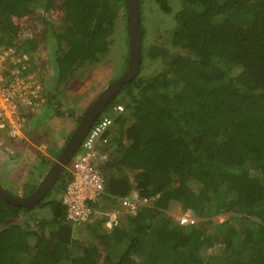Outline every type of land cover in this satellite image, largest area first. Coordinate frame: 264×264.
I'll return each mask as SVG.
<instances>
[{
	"label": "trees",
	"instance_id": "trees-1",
	"mask_svg": "<svg viewBox=\"0 0 264 264\" xmlns=\"http://www.w3.org/2000/svg\"><path fill=\"white\" fill-rule=\"evenodd\" d=\"M139 7L140 74L99 117L113 119L98 145L110 157L101 168L103 203L93 204L89 222H70L62 204L68 170L33 207L0 197V264H264V0H139ZM150 16L163 26L173 21L161 44L149 35ZM29 17L46 25L55 95L107 55L117 24L129 31L127 0H0V48L19 57L38 51L41 39L20 37L17 20ZM29 58L25 76L46 88L45 68ZM147 62L160 64L155 74L144 73ZM124 67L122 75L128 56ZM49 89L43 97L52 101ZM49 163L31 168L24 196ZM134 192L152 203L106 229L107 213ZM175 206L198 223L178 225ZM221 215L227 219L214 223Z\"/></svg>",
	"mask_w": 264,
	"mask_h": 264
},
{
	"label": "rangeland",
	"instance_id": "rangeland-1",
	"mask_svg": "<svg viewBox=\"0 0 264 264\" xmlns=\"http://www.w3.org/2000/svg\"><path fill=\"white\" fill-rule=\"evenodd\" d=\"M179 8L180 6L177 5V9ZM57 14L53 13L51 19L58 18ZM160 18L161 16H150L148 17V23L149 35L152 40L161 44L163 42L161 39L165 36L164 29L169 28L173 21L171 17H168L166 26H163L160 24ZM17 22L19 26H22L20 32L22 40L27 38L42 40L38 51L35 53L26 51V53L32 60L37 56L38 62L42 65V68H45L42 72H45L46 76L43 74L42 79L47 83L46 90L48 91L50 78H48V74H50L48 60L51 56L46 25L37 22L33 17L17 20ZM117 25L110 51L106 56L87 66L82 78H76L69 85L62 86L60 93L55 95L50 87V92L55 96L53 104L51 108L44 105L45 110L40 113V117L30 122V130L24 132L26 140H10L6 135H3L5 140H0V186L17 195H23L25 193L23 182L27 180L31 168L36 166L42 158L47 162H51L49 167L57 161V155L61 154L65 144L70 139L69 136L74 133L94 99L111 81H115L122 75L125 68V59L127 56L129 58V31L125 23ZM33 61L35 62V60ZM158 66L160 64L157 62H147L144 73L155 74L160 68ZM10 159H15V162L11 163ZM48 169L45 166L42 174L46 173ZM7 181H14L16 186ZM182 211L181 206L173 207L170 212L171 218L176 221V217ZM226 219V215H221L214 218L213 221L214 223H221Z\"/></svg>",
	"mask_w": 264,
	"mask_h": 264
},
{
	"label": "built area",
	"instance_id": "built-area-1",
	"mask_svg": "<svg viewBox=\"0 0 264 264\" xmlns=\"http://www.w3.org/2000/svg\"><path fill=\"white\" fill-rule=\"evenodd\" d=\"M29 59L27 55L16 56L12 48H0V140H5L3 135L10 140H26L24 132L29 126V118L41 111L45 103L40 79L25 76ZM114 110L123 112L124 107L119 105ZM112 126L111 117L100 118L90 129L81 151L68 167L70 180L62 195V204L70 222L79 225L89 222L94 212L93 204H99L106 194L107 183L101 164L108 157L99 151L98 145L101 141L102 144L107 143L104 136ZM151 203L152 200L142 199L134 192L121 199L119 206L107 213L105 226L108 229L118 227L141 206ZM175 220L180 226L198 223L191 211H183Z\"/></svg>",
	"mask_w": 264,
	"mask_h": 264
},
{
	"label": "water",
	"instance_id": "water-1",
	"mask_svg": "<svg viewBox=\"0 0 264 264\" xmlns=\"http://www.w3.org/2000/svg\"><path fill=\"white\" fill-rule=\"evenodd\" d=\"M129 19V67L127 71L110 83L91 104L76 130L65 144L57 161L48 170L34 192L26 196H15L0 186V197L18 207H33L43 201L65 173L97 119L104 113L112 99L122 87L140 74L142 59V28L139 0H127Z\"/></svg>",
	"mask_w": 264,
	"mask_h": 264
},
{
	"label": "clouds",
	"instance_id": "clouds-1",
	"mask_svg": "<svg viewBox=\"0 0 264 264\" xmlns=\"http://www.w3.org/2000/svg\"><path fill=\"white\" fill-rule=\"evenodd\" d=\"M140 71H141V70H140ZM121 76H122V75H121ZM44 87H45V86H43V88H44ZM46 91H47L46 88H44V93H45V94H46ZM100 94H101V93H100ZM100 94H99V95H100ZM99 95H98V96H99ZM98 96H97V97H98ZM97 97H96V98H97ZM96 98H95V99H96ZM95 99H94V101H95ZM53 101H54V100L49 101V96L46 95L45 103L43 104V106H44V105H48V106L51 108V106H52V104H53ZM94 101H93V102H94ZM90 106H91V105H90ZM88 109H89V108H88ZM43 111H44V108L42 107V110H41V111H39V112L36 113V114L31 115V117L29 118V126L27 127V130H26V131H29V130H30V122H31V121H34L37 117H40V113H42ZM103 117H104V116H103ZM98 120H99V118L97 119V121H98ZM97 121H96V122H97ZM96 122H95V123H96ZM95 123H94V124H95ZM75 130H76V129H75ZM71 135H72V134H71ZM82 144H83V143H82ZM81 148H82V146H81ZM81 148H80V150H81ZM98 149H99V146H98ZM99 151H100V150H99ZM100 152H101V151H100ZM101 153H102V152H101ZM76 154H77V153H76ZM102 154H106L107 157H108V159H107L105 162H103V163L101 164V168L103 167V165H104V164L109 160V158H110L109 155H108V153H102ZM74 157H75V156H74ZM57 158H58V155H57ZM73 159H74V158H73ZM72 161H73V160H72ZM70 164H71V163H70ZM68 167H69V166H68ZM68 167L66 168V170H68ZM18 196H24V194H23V195H18ZM102 199H103V198H102ZM99 203H100V205H101V204L103 203L102 200H101ZM182 212H183V211H182ZM175 222H176V221H175ZM105 224H106V223H105ZM104 226H105V225H104ZM105 228L108 229L106 226H105ZM108 230H111V229H108Z\"/></svg>",
	"mask_w": 264,
	"mask_h": 264
}]
</instances>
